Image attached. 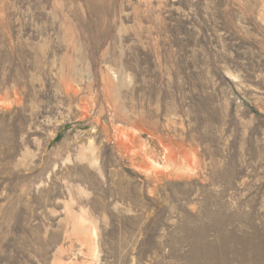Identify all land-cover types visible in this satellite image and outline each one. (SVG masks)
I'll return each mask as SVG.
<instances>
[{"label":"rangeland","instance_id":"1","mask_svg":"<svg viewBox=\"0 0 264 264\" xmlns=\"http://www.w3.org/2000/svg\"><path fill=\"white\" fill-rule=\"evenodd\" d=\"M0 264H264V0H0Z\"/></svg>","mask_w":264,"mask_h":264}]
</instances>
